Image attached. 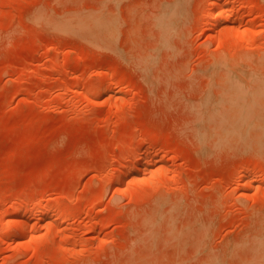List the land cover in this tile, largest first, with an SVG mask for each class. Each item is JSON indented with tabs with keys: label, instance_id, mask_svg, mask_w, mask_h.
<instances>
[{
	"label": "rangeland",
	"instance_id": "374dc122",
	"mask_svg": "<svg viewBox=\"0 0 264 264\" xmlns=\"http://www.w3.org/2000/svg\"><path fill=\"white\" fill-rule=\"evenodd\" d=\"M222 1L0 0V264H264V0Z\"/></svg>",
	"mask_w": 264,
	"mask_h": 264
},
{
	"label": "bare ground",
	"instance_id": "6f19581e",
	"mask_svg": "<svg viewBox=\"0 0 264 264\" xmlns=\"http://www.w3.org/2000/svg\"><path fill=\"white\" fill-rule=\"evenodd\" d=\"M213 1H217L216 2V4H219V1H221V0H213ZM228 1V0H227ZM226 1V2H227ZM224 2H225V0H224ZM223 1H222V3H224ZM219 6V11H217V13L215 14V16H214V22H213V31H214V33H215V35L217 36H220V34H222V36H223V34L224 33H221V31H223V28H224V26L222 27V25H224L223 23H224V20H226L225 19V17L227 16H225V14H224V11L222 10V8H221V6L220 5H218ZM223 6V5H222ZM217 9V10H218ZM208 14V13H207ZM206 17H207V15H205ZM222 27V28H221ZM228 29V31H226L227 29ZM232 28H234V27H232ZM231 28V26H230V28L229 27H225L224 28V30L227 32V34L228 33H230V31H229V29L231 30L232 29ZM220 29H222V30H220ZM231 31H233V32H235V30L234 29H232ZM238 31L239 30H237V33H236V36H237V38H240V37H238V35H240L241 33V31H239V33H238ZM245 31V30H244ZM245 33V32H244ZM243 33V34H244ZM246 34V33H245ZM230 37H232V32L230 33ZM235 35V34H234ZM247 35V34H246ZM228 37H229V34L227 35ZM227 36H225L226 38H227ZM242 36V35H241ZM225 37H221V40L220 41H222V39H225ZM233 38H235V36H233ZM244 38V37H243ZM242 37H241V39H243ZM241 39L239 40V41H241ZM238 40V39H237ZM235 41H236V39H235ZM238 42V41H237ZM16 208V207H15ZM17 210H19V208L17 207L16 209H14V212L16 213L17 212ZM39 211V210H38ZM43 211V210H42ZM40 212V211H39ZM41 213V212H40ZM40 213H38L37 212V215H39ZM44 213V212H43ZM42 214V213H41ZM40 216V215H39ZM39 216H37V217H39ZM42 216H43V214H42ZM16 218H14V220L12 219V221H15V222H18L17 221V219L15 220Z\"/></svg>",
	"mask_w": 264,
	"mask_h": 264
}]
</instances>
